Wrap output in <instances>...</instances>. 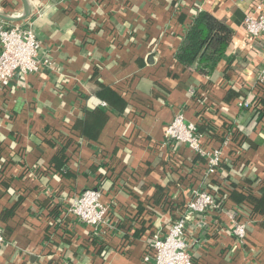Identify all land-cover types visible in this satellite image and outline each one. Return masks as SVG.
Here are the masks:
<instances>
[{"label":"crops","instance_id":"0c3cea01","mask_svg":"<svg viewBox=\"0 0 264 264\" xmlns=\"http://www.w3.org/2000/svg\"><path fill=\"white\" fill-rule=\"evenodd\" d=\"M27 1V20L0 27L33 24L48 64L0 84V264H143L152 236L183 217L194 264H264V38L244 27L252 0ZM202 11L233 30L212 77L175 61ZM0 13L19 16L21 0H0ZM178 114L203 149L220 150L216 176L166 144ZM212 188L219 211L188 210ZM88 190L106 212L98 226L69 213Z\"/></svg>","mask_w":264,"mask_h":264},{"label":"built area","instance_id":"2783aa9c","mask_svg":"<svg viewBox=\"0 0 264 264\" xmlns=\"http://www.w3.org/2000/svg\"><path fill=\"white\" fill-rule=\"evenodd\" d=\"M244 27L253 40L264 38V0H252V11L246 15ZM0 84L8 86L16 73L31 75L39 71L48 61L40 56L41 44L38 41L33 24L24 26L0 27ZM264 75V71H263ZM243 107L249 108L246 101ZM166 144L186 146L197 156L206 159L207 175L216 176L222 155L220 150L207 151L202 147V138L193 125H187L182 115L175 116L167 128ZM219 189L208 192L194 191L187 204L189 211L195 214H208L221 208ZM69 213L79 221L91 226L104 223L106 212L100 203V194L94 190L84 192L73 201ZM236 214V213H235ZM241 240L245 239V223L235 226L234 232ZM187 220L180 218L173 222L165 236L154 235L148 243L143 264H194L187 242ZM4 238L0 234V244Z\"/></svg>","mask_w":264,"mask_h":264},{"label":"trees","instance_id":"16d2710c","mask_svg":"<svg viewBox=\"0 0 264 264\" xmlns=\"http://www.w3.org/2000/svg\"><path fill=\"white\" fill-rule=\"evenodd\" d=\"M233 30L209 12H199L183 36L175 61L190 74L212 77L225 58Z\"/></svg>","mask_w":264,"mask_h":264},{"label":"water","instance_id":"95a60500","mask_svg":"<svg viewBox=\"0 0 264 264\" xmlns=\"http://www.w3.org/2000/svg\"><path fill=\"white\" fill-rule=\"evenodd\" d=\"M23 5V13L19 16H8L0 13V20L11 22V23H19L27 20L31 15V6L27 0H21Z\"/></svg>","mask_w":264,"mask_h":264}]
</instances>
